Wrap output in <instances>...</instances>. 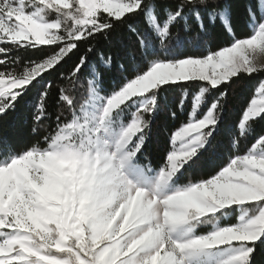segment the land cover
I'll use <instances>...</instances> for the list:
<instances>
[{
	"label": "rangeland",
	"instance_id": "374dc122",
	"mask_svg": "<svg viewBox=\"0 0 264 264\" xmlns=\"http://www.w3.org/2000/svg\"><path fill=\"white\" fill-rule=\"evenodd\" d=\"M32 1L76 10L81 27L90 25L98 11L120 18L139 5L137 0H0V51L4 45L63 42L59 22L27 6ZM258 10L248 39L203 58L155 60L145 74L110 96L92 90L79 114L45 148L2 161L0 264H246L250 252L240 244L260 237L264 207L254 217L241 207L264 200V136L212 179L172 188L173 176L205 146L204 129L214 125V105L200 120L192 114L173 134L167 166L154 175L132 164L130 144L141 125L136 113L117 129L107 117L120 103L158 85L203 81L217 87L240 73L263 70L264 0ZM220 18L228 27L226 14ZM72 47L64 46L21 76L0 74V97L18 94ZM203 92L192 97L193 112ZM263 113L264 80L238 130L243 133ZM232 206L239 212L235 225L194 234L190 221ZM48 250L67 255H49Z\"/></svg>",
	"mask_w": 264,
	"mask_h": 264
},
{
	"label": "trees",
	"instance_id": "16d2710c",
	"mask_svg": "<svg viewBox=\"0 0 264 264\" xmlns=\"http://www.w3.org/2000/svg\"><path fill=\"white\" fill-rule=\"evenodd\" d=\"M137 1L133 12L114 18L98 11L92 23L82 27L76 10L34 1L26 4L41 9L45 20L59 22L57 33L63 42L2 46L0 74L21 76L64 46L73 47L18 94L0 97V163L32 148H45L79 114L92 90L110 96L145 74L155 60L198 59L228 48L237 40L248 39L250 22L260 17L259 0ZM224 13L228 27L220 18ZM152 19L164 36L158 35ZM263 80L264 69L240 73L217 87L203 81L158 85L120 103L107 118L117 129L130 123L136 113L141 125L130 144L132 164L154 175L167 166L173 134L189 123L192 114L200 120L214 105V125L204 129L205 146L171 180L172 188L191 187L215 177L232 158L243 155L264 136V113L248 122L243 133L238 130L255 88ZM201 90L200 104L193 112L191 99ZM141 105L144 107L138 111ZM263 207L264 200L245 204L241 210L254 217ZM238 216V207L232 206L189 225L194 234L206 235L235 225ZM240 245L250 252L246 264H264V226L256 241ZM47 253L67 255L53 250Z\"/></svg>",
	"mask_w": 264,
	"mask_h": 264
},
{
	"label": "bare ground",
	"instance_id": "6f19581e",
	"mask_svg": "<svg viewBox=\"0 0 264 264\" xmlns=\"http://www.w3.org/2000/svg\"><path fill=\"white\" fill-rule=\"evenodd\" d=\"M135 189V188H134Z\"/></svg>",
	"mask_w": 264,
	"mask_h": 264
}]
</instances>
